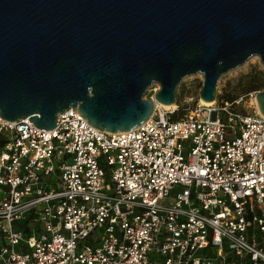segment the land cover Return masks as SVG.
<instances>
[{
    "label": "built area",
    "instance_id": "1",
    "mask_svg": "<svg viewBox=\"0 0 264 264\" xmlns=\"http://www.w3.org/2000/svg\"><path fill=\"white\" fill-rule=\"evenodd\" d=\"M215 98L116 132L0 117V264H264V114Z\"/></svg>",
    "mask_w": 264,
    "mask_h": 264
},
{
    "label": "water",
    "instance_id": "2",
    "mask_svg": "<svg viewBox=\"0 0 264 264\" xmlns=\"http://www.w3.org/2000/svg\"><path fill=\"white\" fill-rule=\"evenodd\" d=\"M252 54L264 64V0H0V117L49 129L73 105L128 130L176 102L185 75L216 99L218 77ZM255 97L264 114V88Z\"/></svg>",
    "mask_w": 264,
    "mask_h": 264
},
{
    "label": "rangeland",
    "instance_id": "3",
    "mask_svg": "<svg viewBox=\"0 0 264 264\" xmlns=\"http://www.w3.org/2000/svg\"><path fill=\"white\" fill-rule=\"evenodd\" d=\"M251 69L261 70L264 73V64L261 63L259 55L257 54L250 55L243 63H240L238 66L231 68V70L222 73L218 77L217 89L220 90L221 95L225 98L232 99L240 94L252 91L255 96V92L263 89L264 87L248 91L244 89L246 80L245 76ZM202 80L203 77L200 72L182 77L175 94L176 102H174V107L176 106V110L173 114L174 117L182 115L199 100V88L202 84ZM156 87L158 88L159 84L155 82L152 83V85L149 86L148 90L145 92L144 97L148 98L153 95ZM249 101L250 100H248V102ZM253 105H255L254 101L251 106H249V109H253Z\"/></svg>",
    "mask_w": 264,
    "mask_h": 264
},
{
    "label": "trees",
    "instance_id": "4",
    "mask_svg": "<svg viewBox=\"0 0 264 264\" xmlns=\"http://www.w3.org/2000/svg\"><path fill=\"white\" fill-rule=\"evenodd\" d=\"M245 90L258 89L264 87V73L261 70L251 69L245 76ZM230 99V98H229Z\"/></svg>",
    "mask_w": 264,
    "mask_h": 264
},
{
    "label": "bare ground",
    "instance_id": "5",
    "mask_svg": "<svg viewBox=\"0 0 264 264\" xmlns=\"http://www.w3.org/2000/svg\"><path fill=\"white\" fill-rule=\"evenodd\" d=\"M156 89H157V87H156ZM204 100V99H203ZM204 101H206V102H209L208 100H204ZM164 105V107H171V106H173L174 107V102L173 103H166V104H163ZM257 107H258V105H257Z\"/></svg>",
    "mask_w": 264,
    "mask_h": 264
}]
</instances>
